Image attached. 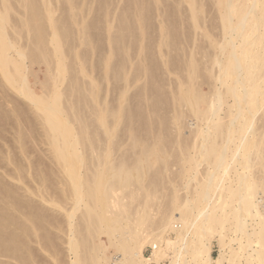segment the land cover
<instances>
[{"label":"bare ground","instance_id":"bare-ground-1","mask_svg":"<svg viewBox=\"0 0 264 264\" xmlns=\"http://www.w3.org/2000/svg\"><path fill=\"white\" fill-rule=\"evenodd\" d=\"M216 1L222 6L220 23L224 40L219 49L225 54V60L212 62L217 70L210 78L221 88L213 89L210 95L198 92L191 83L198 67L190 58L184 64L188 82L177 95V101L182 104L179 107L188 108L195 117V153L209 159L212 170L198 181L194 196L180 198L173 190L169 201L161 206L158 180L144 182L146 171L151 170L147 167L150 163H146L150 155L162 152L160 134L157 133L156 142L145 145L147 149L141 153L133 150L131 161H126L128 157L125 160L123 153L111 158L114 145L121 146V142H114L112 137L118 127L126 123L121 119L131 117V112L120 105L115 109L110 105L101 109L90 106L93 109H87L88 116L83 113L84 108L74 106V99L82 102L85 99L75 82L67 90L73 104L64 105L62 93L56 89L58 81L70 68L64 62L67 57L64 38L68 37L63 29L65 25L61 24L64 21L60 23L53 16L47 0H15L22 8L17 22L12 17L15 9L12 0H0V100H3V105L0 103V264L36 262L32 260L34 254L30 255L33 253L31 243H36L38 247L35 245L34 250L39 248L38 253L45 255L46 252L53 258L55 245L49 231L60 228L58 220L48 219L47 203L57 206L59 211L66 210L69 227L65 243L71 257L65 264H160L166 257L167 264H192L189 255L194 256L195 264H223L226 259L233 261L232 264H264V0ZM68 4L74 7L71 1ZM190 8L195 11V3ZM193 13L195 22L196 11ZM119 21L118 27L122 22ZM86 22L80 27L84 42L89 36ZM46 30L49 31L47 37ZM20 36L33 43L30 45L36 52L33 59L47 64L51 58L47 44L52 47V60L56 59L53 62L56 72L53 69L51 74L54 88L42 95H35L28 86L27 59L28 54L31 55L19 42ZM111 40V47H115L117 39L114 36ZM120 43L121 47L123 43ZM119 75L117 73L116 77ZM13 91L33 103V112L42 128V134L37 131L39 140L45 139L56 165L64 172L58 182L63 180L66 185L65 203L59 196L62 192L48 190L42 163L29 158L28 105H12ZM94 96L92 92L89 95ZM225 97L233 100L231 105H223ZM201 99L207 104L204 110L198 105ZM258 112L262 113L258 115L261 120ZM181 116L182 111L174 122ZM162 120L165 119L161 117ZM131 124L124 126L131 127ZM129 137L134 149L135 133L131 132ZM183 155L192 162L188 165L194 167L199 163L198 157ZM144 163L148 164L146 171ZM230 170H234L235 178L224 185L225 174ZM66 202L69 208L64 206ZM153 205L159 206L152 215ZM77 211L79 217L75 218ZM168 232H174L175 236H166ZM231 233L235 235L233 239L230 236L231 243L235 240V248L226 241ZM101 234L106 236L107 244L94 241ZM213 241L218 245L216 257L211 254ZM146 245L151 250L148 256L143 254ZM111 247L115 252L108 256L105 252ZM227 247L228 250L231 247V251ZM165 249H170L171 254ZM40 259L44 264V257ZM48 260L45 264H51Z\"/></svg>","mask_w":264,"mask_h":264},{"label":"rangeland","instance_id":"rangeland-1","mask_svg":"<svg viewBox=\"0 0 264 264\" xmlns=\"http://www.w3.org/2000/svg\"><path fill=\"white\" fill-rule=\"evenodd\" d=\"M70 1L74 4V7L68 4ZM70 1L47 0L53 16L58 19L60 23L61 21H64V23L61 24L62 26L65 25L63 26V29L66 32L65 36H68L67 38H64L66 40H64L66 42H64V50L67 53L64 62L70 68L68 72L64 73L63 78H61L56 85V89L62 93V103L68 106L75 102L74 106L76 105L75 107H78V109L80 108L79 106L84 108L82 111L84 110L83 113L85 112V114L88 113V116L90 111L88 112L87 109H91L90 106L97 107L98 109L105 108L106 105H110L111 109H115L114 107H117V105L122 107L125 106L123 107L125 109L128 108L129 112H131V117L129 116V118H131L132 124L128 117L123 118L124 120L129 119L127 121H124L123 119L121 120L127 124L129 122L132 126L130 127V125H127L126 127L124 126L126 123H124V125L122 123L121 126L118 127V131L114 133L112 140L114 142L120 141L121 146L116 148L114 145L111 158L123 153L124 159L126 160L128 157V160L126 161H129L131 157H133L132 155H134L133 150L141 153L146 146L152 145L156 142L157 133H159V137H161V140L163 141L162 152L158 151V154H154V156L150 155L149 160L146 163H150L149 165L151 166L144 163V166L148 165L147 167L151 168V170L149 169V171H146L148 168L146 166L144 167L147 172L144 176V182L148 183L151 179L154 180V178L158 180V201L161 206L169 201L173 190L177 191L180 198H190L191 196H194V192L196 193L197 190L195 189L197 188V183L206 177V173L210 172L208 170L212 169L211 165H209V159H204L203 156H198V154L195 153L196 148H193L197 139L195 138V136L197 137V133L196 131H193L195 130L193 125L195 117L188 111V108L184 107L182 110V107H179L182 104L177 101V95L180 91H183L188 82L186 78L187 70L184 71V64H186V61L190 58L195 60L198 67V70L193 77L194 79L191 81V83H194L198 89V92L200 91L201 93L210 95L213 89L221 88L218 82H215L210 78V75L217 70L216 65L212 62L215 59H218L223 63L225 60V54L219 49V44L224 40L220 23L222 6L218 5L216 0ZM12 2L15 4V9L12 11V17L18 22V18L22 15V8L17 5L15 0H12ZM190 3H195L196 5L195 22L192 20V15L195 11H191ZM118 19H123L120 20L125 26L124 28L121 26L122 22L120 23L123 30L120 26H117L119 24L117 23L119 21ZM84 21H88L86 22L88 24L89 32V36H87L88 42H84V35L80 29L81 24ZM89 24L93 25V27ZM116 28L118 32L115 30ZM46 31L45 37L49 35V31ZM126 31L128 32V35ZM114 36L117 39L115 44L116 48L120 47V42V44L123 43L120 48H117L118 52H116L117 49L115 47H111V37ZM118 37H120V39ZM28 40L29 39L25 36L19 37V42L24 46L25 51L27 53L29 51L31 55L29 56L28 54L27 59L28 86L35 95H42L44 94V91L48 92L54 88L51 74H53V69L55 71V64H53V62L56 59H54V61L52 60V47L48 44L47 51L51 57L50 63L47 64L40 59H33L35 57L34 53L36 54V52L31 47V44L33 43H30ZM121 66L123 67L120 69ZM114 73L115 75H113ZM117 73L118 75L119 73L122 74V76H120V74L118 77L120 79L116 77ZM72 82L79 85L83 96H85L83 102L82 100L80 101L77 99V95L76 99L80 102L74 99L72 103V100L69 99L67 90L70 85L71 87L73 86ZM13 92L12 105H28L27 123L29 135L27 138V149L29 158L32 162L40 161L42 163L41 166L43 168V173L45 174V180L47 178L46 185L48 190L52 192L54 191V193L58 192L59 194L62 192L63 194H60L59 196L63 197L60 199L62 200V203H65L63 202L65 197L63 191L66 185L63 183V180L58 182V179L64 177V172L56 165L55 160L52 158L53 155L50 147L46 141H44L45 139L41 140L44 141V144L39 140L41 139L39 136L40 133L42 134V128H40L39 121L36 120L37 116L34 113V107L31 106L33 103L26 98L24 99L19 92ZM91 92L94 93V98L89 97ZM223 101V105H231L233 102L229 97H225ZM2 102L3 100H0L1 104ZM198 105L200 109L204 110L207 104L201 99L199 100ZM155 106L158 107L155 108ZM29 109L31 110L29 111ZM152 110H154L155 113H153L154 111ZM181 111L183 112V116L180 117L178 122H174V119L181 114ZM225 113L226 112L223 111L222 115L224 116ZM156 115L159 117L156 118ZM258 115H262V113L258 112L257 117ZM161 117L162 119H165L162 120L165 121V123L160 121ZM225 118L223 119L224 123L225 121L227 122L228 117L226 120ZM260 118L261 116L258 117L259 120H261ZM161 125H164V127H161ZM131 132L135 133L137 140L134 149L130 143L129 135ZM101 133L104 132L101 131ZM155 147L158 148L157 146ZM231 147H234V143ZM156 148L153 149L156 150ZM183 154L198 157L197 160L199 161L197 162L199 163L194 167L190 166L192 165V162L189 163V161L186 160L187 155ZM157 155L160 157L158 158ZM135 157L136 155L134 158ZM186 166H188L187 169ZM225 175L227 177L224 176L226 178H224L225 181H223V184L228 185V183L233 181L232 178H235V172L234 170H230L228 174ZM226 193L228 194V192ZM64 206L69 208L70 205H67L66 202ZM56 207L52 204L50 206V204L47 203L49 212L46 209V213H48L47 216L51 218L48 219L53 222L58 220L56 222H58L60 230L58 231L55 228H51L49 231L52 235V238L50 235L52 243L55 245V250H52L53 258L49 257L46 252H44L46 256L43 255V252H39L43 255L42 258L44 257V264L48 259L51 264H55L56 262L58 264H65L71 257L67 252L65 243V241H67L66 232L68 233L67 229L69 227L66 224V210L62 208V210L59 211ZM157 207L155 205L151 207L152 215L157 212ZM50 210L54 211L52 212ZM55 210L58 211L56 214ZM55 216L58 218L55 219ZM77 216L79 217V211L75 212V218ZM51 231L54 232L52 233ZM56 233L59 236L56 235ZM166 236L174 237L175 233L168 232ZM228 236V239L226 238V241L228 240L227 243H230L232 245L231 247L235 248V240L231 243V239L234 238L232 236L235 235L231 233ZM99 240L103 241L104 244L108 243L104 234H101L99 239L94 238L96 243H98ZM35 245L36 243H31V252L33 253L30 254L31 252L29 251L30 253L28 254L31 256L34 254L33 259L31 256L30 257L33 261L36 259V262H38V259H40L41 256L38 253L39 248L35 249L36 251L34 250V247L36 248L37 246ZM231 247L229 250L227 247V250L231 251ZM54 248L52 246V249ZM212 248L213 250L211 254L216 257L218 254V245L216 241H213ZM165 250H167L168 254H171L170 249ZM106 251L107 252L105 253H107L108 256L113 255L115 252L112 247L107 248ZM150 252V248L146 245L143 249V254L148 256ZM28 254L27 256H29ZM35 255L36 257L39 256L36 258L34 257ZM45 257L47 259H45ZM227 258L230 259L229 256H227ZM189 260H191L192 264H195L194 256L189 255ZM36 262H33L32 264L42 263L41 261H39V263ZM231 262L233 263V261ZM167 263L168 258L166 257L160 264ZM225 263L232 264L227 259L223 261V264Z\"/></svg>","mask_w":264,"mask_h":264},{"label":"crops","instance_id":"crops-1","mask_svg":"<svg viewBox=\"0 0 264 264\" xmlns=\"http://www.w3.org/2000/svg\"><path fill=\"white\" fill-rule=\"evenodd\" d=\"M148 264H156V263H148Z\"/></svg>","mask_w":264,"mask_h":264}]
</instances>
